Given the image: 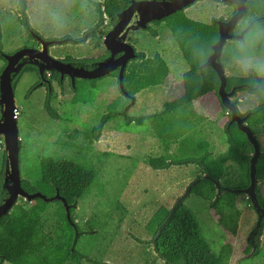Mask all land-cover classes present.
<instances>
[{"label": "rangeland", "instance_id": "obj_1", "mask_svg": "<svg viewBox=\"0 0 264 264\" xmlns=\"http://www.w3.org/2000/svg\"><path fill=\"white\" fill-rule=\"evenodd\" d=\"M92 1L102 3L104 0ZM20 9V0H0L3 53L7 55L28 47L41 49L33 34L47 41L81 39L99 20L95 7L87 0H27L29 22L36 31L29 33L22 23ZM233 10V5H226L217 0H200L185 9V13L193 20L210 23L214 19L228 20ZM247 20L248 18H244L238 23L237 32L241 33L248 27L250 23L247 24ZM113 26L111 19L106 16L105 26L95 39L80 45L72 42L56 44L50 47V54L64 61L69 57L73 60L101 57L108 53L105 52L102 41ZM149 27L158 31L159 36L155 38L147 30H142L131 33L128 42L137 52L144 53L149 58L159 53L171 68V75L173 74L176 79H182L184 73L188 71V65L170 30L165 24L161 26L151 24ZM221 60L223 66L230 60L244 61L235 63V66L228 65V77H248L252 70H255L258 76H264V71H259L256 67L264 64V34L262 32L257 34L252 42L239 40L227 42ZM2 66L3 62L0 61V68ZM174 79L173 77L169 81ZM39 80L41 78L38 72L26 73L15 89L16 104L19 107L17 118L21 141L20 169L23 174L34 170L41 157L54 156L58 152L55 143L59 136L65 134L66 127L89 131L100 124L102 118L109 112L112 102L119 100V104L126 103L128 99L121 92L118 77L108 75L99 79L96 86V101L86 105L72 104L73 93L68 80H65L64 89L54 81L51 103L64 118L54 120L47 114L44 106L45 87L37 89L29 98L26 97ZM181 82L183 83V79ZM156 87H149L141 92L135 105H131L128 110L126 105L121 118L112 120L105 126L100 141L94 144V152L88 156L100 171L99 178L103 188L102 193L94 190L88 198L79 203L74 214L75 221L80 228H85L86 221L92 217L105 223L104 228L99 231L97 242L91 247L90 261L107 264H165L154 251L152 244L154 232L161 219L201 173L197 165L173 166L168 170L157 171L141 161L145 155L161 154L163 150L159 149L157 137L156 140L152 139L153 134L149 133L150 126L132 124L126 128L124 118L153 114L150 109L154 99V104L164 106L167 97L155 91L158 89ZM206 97H211L206 102V106L211 105L209 109L196 101L193 104L194 109L190 107L191 111L187 110L185 115L190 119L200 120L202 126L200 125L198 134L214 144L215 154L218 156L228 149L224 125L229 117L214 94ZM232 101L242 114L259 105L258 99L247 92H239ZM261 131L264 132V126L261 127ZM1 140L4 142L3 138ZM102 153H111V156L109 159L99 157ZM243 153L253 155L249 147L244 148ZM4 157L5 151L0 152V174ZM134 161H139L137 166H134ZM233 163L235 164L231 161L228 164L234 165ZM233 167L234 175L237 176V166ZM261 189L264 194V184L261 185ZM55 201H51L50 204L54 205ZM184 204L197 215L206 238L217 253L225 245L231 247L229 264H263L261 258L251 256L252 252L249 254L246 252L250 244L251 246L256 242L260 243V246L264 244V229L261 234L258 232L252 235L259 216L247 195L240 196L237 200L242 215L236 235L220 226L218 217L208 201L191 194L184 200ZM91 242L90 236L83 235L79 247L87 251ZM82 261L83 264H91L87 258H83ZM68 264L75 263L71 261Z\"/></svg>", "mask_w": 264, "mask_h": 264}, {"label": "trees", "instance_id": "obj_2", "mask_svg": "<svg viewBox=\"0 0 264 264\" xmlns=\"http://www.w3.org/2000/svg\"><path fill=\"white\" fill-rule=\"evenodd\" d=\"M87 1H90L95 7L99 20L92 29L84 34V37L76 39L72 42L73 44L80 45L95 39L98 32L105 26L106 16L115 25L117 15L131 3V0H104L102 3ZM20 6L22 23L29 33L30 31L36 33L29 22L27 0H20ZM246 18H248L247 24L252 20H255V24L246 33L245 40L241 42H252L257 34L261 32L264 34V0H247ZM152 24L167 26L188 65V71L183 75L184 94L173 101L166 102L164 109L158 113L140 117L126 116L124 118L125 127L128 128L132 124L150 126L149 133L157 137L159 149L163 151L157 155L153 153L145 155L141 161L154 170L161 171L168 170L173 166L197 165L201 172L196 177L199 182L191 189L190 195L194 194L208 201L218 217L220 226L236 235L242 215L237 200L245 194L224 190L219 194L215 182L233 190L249 187L252 156L244 155L243 149L249 147L253 152V147L238 125L231 123V113L221 103L218 94L220 79L216 72L210 67L200 69L212 54L213 46L219 39L216 20L214 19L210 23L196 21L188 17L183 10ZM147 31L155 38L159 36L158 31L151 27H148ZM2 39L3 28L0 22V61L3 62L0 74L7 64V61L2 57L4 49ZM108 55L109 53H106L98 58L80 60H73L69 57L63 61L89 68L90 63L103 60ZM219 61L222 63L221 58ZM31 72L37 73L38 71L36 67L26 65L14 79V90L23 75ZM170 72V67L159 53L149 58L144 53L137 52V57L129 62L125 70V91L131 96H136L149 87L163 85ZM52 76L58 86L64 89L66 77L61 79L58 73H52ZM109 76L118 77V71ZM98 81L99 79H77L74 86L69 81L73 93L72 104L86 105L95 102ZM44 87L46 89L44 106L47 114L54 120L64 119L51 103L54 94L53 85L48 88L45 83L41 85V80H39L29 90L26 97L29 98L37 89ZM234 87H240L234 97L239 92H247L259 101L256 108L245 114H242L238 109V115L242 118L247 117L246 124L255 133L261 148V156L257 163L256 195L259 204L264 208V194L261 189V185L264 184V152H262L264 150V132L261 131V127L264 126V76H258L255 70H252L248 77L227 76L226 91L230 92ZM210 94H214L218 98L220 106L229 117L224 125L228 149L218 156L215 154L216 147L201 138L194 128L198 119H190L185 115L190 107L193 108L194 102ZM123 96L125 97V95ZM118 101L115 100L111 103L109 112L102 118L98 126L89 131L72 130L66 127L65 134L59 136L55 143L58 152L54 156L41 157L35 169L29 173L23 174L20 169L21 184L28 193L41 192L50 198L58 192L65 199L70 207L71 221L76 230L67 219L62 201L57 200L54 205H51L52 202L44 201L41 198H35L29 202L20 198L19 203L13 207L12 211L0 219V264L5 262L10 264H68L71 261L75 264H83V258L89 259L91 264H107L90 261L89 257L91 247L97 242L99 231L104 228L105 223L92 217L86 221L85 228H80L75 221L74 214L79 203L88 198L94 190H99V193H102L100 171L88 156L94 152V144L100 141L105 126L110 121L121 118L124 112L123 108L131 104L129 99L126 103L120 102L119 104ZM110 156L111 153L99 155L105 159H109ZM231 161L236 165L234 163V165H229L228 163ZM138 162L134 161V166H137ZM4 164L5 157L0 174V205L7 197L6 191L3 189ZM233 166H237V176L234 175ZM205 175H209L210 179L201 180V177ZM171 211L169 210L158 223L153 236L154 238L159 227L165 223L154 244V251L165 264L230 263L231 247L225 245L217 253L206 238L197 215L190 207L183 202L168 220ZM263 229L264 218L260 225V234ZM83 235L90 236L92 239L87 251L83 250V247H79ZM254 241H256L255 237ZM246 252L248 254L252 252V256L261 258L264 264V244L262 246L258 242L254 246L250 244Z\"/></svg>", "mask_w": 264, "mask_h": 264}, {"label": "water", "instance_id": "obj_3", "mask_svg": "<svg viewBox=\"0 0 264 264\" xmlns=\"http://www.w3.org/2000/svg\"><path fill=\"white\" fill-rule=\"evenodd\" d=\"M199 0H131L130 5L121 13L117 15V22L109 31L102 41L105 52L109 55L101 60L94 62L90 67L76 66L71 62H64L57 59L50 54V47L53 45L66 44L74 42V39H63L60 41H47L35 35L41 45V49L24 48L16 51L14 54L7 55L2 53V57L7 61V64L0 74V138L5 142V165H4V180L3 189L6 191V198L0 205V219L9 214L13 207L18 203L20 198L25 201H31L35 198H41L44 201L51 202L60 200L65 207L66 216L69 222L74 225L70 217V207L65 199L57 194L54 197H46L41 192L34 194L28 193L21 184V171H20V137L18 128L17 112L19 107L16 104L15 90L13 87L14 79L21 73L26 65L36 67L38 74L41 78V85H47L49 81L46 79V73H58L61 79L68 77L74 86L77 79L81 80H96L106 77L113 72L118 71L119 86L121 92L131 100V105H135L136 97L131 96L125 91L124 88V74L129 62L137 57L135 47L128 42L131 33H136L147 28L156 21H161L164 18L175 14L176 12L183 11L190 5ZM222 3L233 5L236 7V12L228 20H216L219 30V39L213 46V52L208 57L207 61L200 67L202 70L205 67L212 68L218 78L220 79V87L218 94L222 105L226 110L231 113V123H236L240 131L245 133L248 140L253 147V155L250 160V179L251 183L246 189L233 190L229 187H222L219 182H215L217 191L220 194L222 190L229 191L237 194H245L250 199L253 208L259 216V221L255 231L252 235L259 232L261 222L264 218V208L261 207L256 195L257 186V163L261 156V148L256 138L255 133L246 124L247 117H240L238 115V107L232 101L235 92L240 87H234L230 92L226 91L227 76L223 64L219 61L222 56L224 46L227 42L232 40L244 41L246 33L251 30L255 24L252 20L248 27L241 33H233L239 21L245 17L247 13V0H219ZM210 179L209 175L201 177V180ZM199 182L196 179L191 183L185 194L180 197L174 207L171 209L172 214L181 205L184 200L190 195L191 189ZM165 223L158 229L156 236L152 239L154 246L155 240L161 233ZM75 227V225H74ZM76 230V227H75ZM78 235V234H77ZM251 235V236H252ZM253 238V237H252ZM255 249V248H254ZM252 256V255H251Z\"/></svg>", "mask_w": 264, "mask_h": 264}, {"label": "crops", "instance_id": "obj_4", "mask_svg": "<svg viewBox=\"0 0 264 264\" xmlns=\"http://www.w3.org/2000/svg\"><path fill=\"white\" fill-rule=\"evenodd\" d=\"M231 62V63H230ZM239 62H244V61H240V60H236L235 62H233V61H229V62H227L225 65H224V68H225V71H226V75L227 76H229V74H228V71H227V66L228 65H234L235 66V63H239ZM170 70H171V68H170ZM173 77L175 78L173 81H169V80H171V79H173ZM182 79H183V76H182ZM182 79H176V77L175 76H173V74L171 75V72H170V75L168 76V78L166 79V81H165V83L163 84V85H160V86H157L156 88H158L157 90H155V91H158V92H161L163 95H165L166 97H167V99H166V101H165V103L166 102H169V101H173V100H175V99H177V98H179V97H181L183 94H184V85H183V83L181 82L182 81ZM181 80V81H180ZM179 85H181V87L182 88H180L179 89ZM145 91V90H144ZM144 91H142V93L144 92ZM141 93V92H140ZM139 93V94H140ZM179 93V94H178ZM139 94H137L135 97H136V99H137V97H138V95ZM176 94H178L177 96H175ZM169 97H171L172 98V100H169L170 98ZM209 98H211V97H209ZM208 97H206V98H202V99H200V100H198V102L199 103H201V105H204V108H207V109H209V107L211 106H206V102H207V100L209 99ZM211 100V99H210ZM203 101H205V103H203ZM153 102H155V99L152 101V108L150 109V111H152V113H158V112H160L161 110H163L164 109V106H158V105H156V104H154ZM218 102H219V100H218ZM136 104V103H135ZM165 105V104H164ZM200 125H201V122H200V120L198 119V121L195 123V129L198 131V133H199V128H200ZM202 126V125H201ZM200 136V135H199ZM152 139L153 140H156V136L153 134L152 135ZM201 138H202V136H200ZM204 139V138H203ZM206 140V139H205ZM208 141V140H207ZM209 142H211V141H209ZM213 144V143H212ZM214 145V144H213ZM198 176V175H197ZM196 176V177H197ZM193 182V181H192Z\"/></svg>", "mask_w": 264, "mask_h": 264}, {"label": "flooded vegetation", "instance_id": "obj_5", "mask_svg": "<svg viewBox=\"0 0 264 264\" xmlns=\"http://www.w3.org/2000/svg\"><path fill=\"white\" fill-rule=\"evenodd\" d=\"M200 1V0H199ZM198 2V1H197ZM197 2H195V3H197ZM194 3V4H195ZM193 5V4H192ZM192 5H190V6H192ZM189 6V7H190ZM188 8V7H187ZM186 8V9H187ZM236 12V7L234 6V10H233V13H232V15L234 14ZM230 18V16L228 17V19ZM245 17H243L240 21H242L243 19H244ZM240 21H239V23H240ZM237 27H238V25H237ZM237 27H236V29H237ZM245 28V27H244ZM235 29V30H236ZM233 33H235V34H239V32H237V30L236 31H234ZM64 60V59H63ZM92 64V63H91ZM90 64V65H91ZM46 79L49 81V84L50 85H47V84H45V85H47V87L49 88L51 85H53V83H54V81L55 80H53V76H52V74L51 75H46ZM66 80H68V81H70V79L68 78V77H66Z\"/></svg>", "mask_w": 264, "mask_h": 264}, {"label": "built area", "instance_id": "obj_6", "mask_svg": "<svg viewBox=\"0 0 264 264\" xmlns=\"http://www.w3.org/2000/svg\"><path fill=\"white\" fill-rule=\"evenodd\" d=\"M1 139L2 138H0V152H4L6 146H5L4 142Z\"/></svg>", "mask_w": 264, "mask_h": 264}, {"label": "clouds", "instance_id": "obj_7", "mask_svg": "<svg viewBox=\"0 0 264 264\" xmlns=\"http://www.w3.org/2000/svg\"><path fill=\"white\" fill-rule=\"evenodd\" d=\"M219 1V0H218ZM222 3V2H221ZM226 4V3H225ZM226 5H229V4H226ZM221 20H223V19H221ZM63 61V60H62ZM257 67V70H259V71H264V64H261V65H258V66H256ZM46 75H48V73H46Z\"/></svg>", "mask_w": 264, "mask_h": 264}]
</instances>
